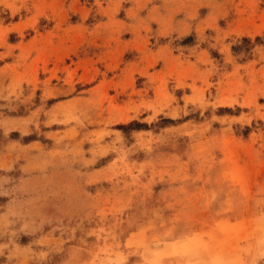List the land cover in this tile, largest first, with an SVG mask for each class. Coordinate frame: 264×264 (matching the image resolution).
Here are the masks:
<instances>
[{"label":"clouds","instance_id":"9594fccd","mask_svg":"<svg viewBox=\"0 0 264 264\" xmlns=\"http://www.w3.org/2000/svg\"><path fill=\"white\" fill-rule=\"evenodd\" d=\"M0 264H264V0H0Z\"/></svg>","mask_w":264,"mask_h":264}]
</instances>
